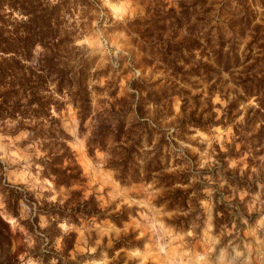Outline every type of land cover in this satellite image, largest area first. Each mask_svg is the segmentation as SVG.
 Returning <instances> with one entry per match:
<instances>
[{"label":"rangeland","instance_id":"obj_1","mask_svg":"<svg viewBox=\"0 0 264 264\" xmlns=\"http://www.w3.org/2000/svg\"><path fill=\"white\" fill-rule=\"evenodd\" d=\"M96 1L92 12L85 15L78 7L69 18L79 31L76 44L96 58L92 72L98 75L90 81L92 117L112 106L126 110L140 100L142 121L162 133L155 136L152 147L161 136L168 142L165 151L170 150L171 159L166 172L189 176L188 185L175 186L187 191L189 210L171 211L160 205L167 190L155 181L122 185L116 172L107 168L108 152L89 153L94 120L89 119L87 132L81 133L78 111L65 96V107L54 114L71 138L67 143L85 179L70 190L82 191L85 200L95 197L108 215L128 210L121 225L96 218L78 225L61 223L63 233L77 234L67 261L264 264V146L237 142L235 131L237 126L246 129L248 118L264 99V0H210L196 15L189 8L193 0ZM14 17L22 18L17 13ZM187 46L193 49L186 50ZM41 52L38 47L35 56ZM220 52L224 60H219ZM227 56L232 60L229 68L224 65ZM135 84L141 93L133 89ZM251 84L254 95L247 96L245 88ZM135 115H128V126ZM263 125L261 121L247 128L251 132L246 141L251 142L250 136ZM30 136L28 130H18V121H0V219L8 226L10 241L1 259L44 264L37 254L46 251L47 240L38 239L42 233L37 226L45 229L47 217L40 215L39 223L31 224L35 209L24 201L19 216L12 215L3 190L22 188L40 204L58 199L63 203L70 190L57 189L43 177L46 153ZM144 147L151 149L145 139ZM235 180H247L248 185L240 188L232 183ZM217 206L227 208L231 216L230 225H222L218 232ZM195 212L189 229L171 224ZM126 239V246L114 249ZM53 246L61 252L62 238Z\"/></svg>","mask_w":264,"mask_h":264},{"label":"trees","instance_id":"obj_2","mask_svg":"<svg viewBox=\"0 0 264 264\" xmlns=\"http://www.w3.org/2000/svg\"><path fill=\"white\" fill-rule=\"evenodd\" d=\"M193 1L189 8L196 15L205 9L210 0ZM96 4V0H0V121H18V130H28L30 141L41 142L42 150L46 153L41 163L43 177L53 181L57 189L65 187L70 190L75 185H83L85 179L67 143L71 138L54 114L65 107L64 98L68 96L78 111L81 133L88 130L87 121L94 120L87 142L91 156L95 155L96 150L108 152L107 168L116 172V178L122 185L155 181L159 187L167 190L165 197L159 201L160 205H166L171 211L189 210L187 191L175 187L188 185L189 176L166 172L171 159L170 150L165 151L168 142L165 136H161L159 144L152 147L155 136L162 133L151 128L147 121H142L143 104L140 100H134L133 104L123 108L126 110L116 111L115 106H112L110 110L106 109L92 117L94 107L90 81L98 75L92 72L96 58L76 44L79 31L69 24V18L73 17L78 7L86 15L96 9ZM15 13L22 18L14 17ZM237 33L235 31L234 35ZM220 46L223 48L224 43ZM38 47L42 52L36 57L35 50ZM189 49H193V46H187L186 50ZM218 57L224 60L221 52ZM224 65L231 67L230 56H227ZM133 89L142 92V88L136 84ZM254 89V84L247 86L246 95H254ZM259 107L248 118L246 129L240 131L241 126L235 128L240 137L237 142L245 141L254 148L264 146V125L258 133L250 136L251 142L245 138L251 132L249 129L264 121V99L259 101ZM132 112L136 115L131 126H128L127 117ZM144 139L151 149H145ZM232 183L238 184L240 188L248 185L247 180H235ZM253 189L255 191L257 186ZM3 194L7 210L12 215L19 216L24 201L35 209L31 224L39 223L40 215L47 217L48 226L45 229L40 230L36 225L42 233L37 235L38 239L43 242L47 240L46 251L37 254L44 264H73L66 257L74 249L77 234L63 233L59 227L61 223L78 225L81 220L96 218L110 219L121 225L127 220L128 210L108 215L99 207L95 197L85 200L82 191L75 189L70 190L69 198L63 203L58 199L56 202L40 204L22 188H4ZM196 213L178 217L171 224L189 229L196 219ZM219 213L223 216L219 217ZM230 217L227 208L217 206L215 231L218 232L224 224L229 226ZM58 238H62L61 252H57L53 246ZM126 241L121 240L114 249L126 246ZM9 243L8 226L0 219V264H20L8 256L1 259ZM116 264H123V260Z\"/></svg>","mask_w":264,"mask_h":264}]
</instances>
